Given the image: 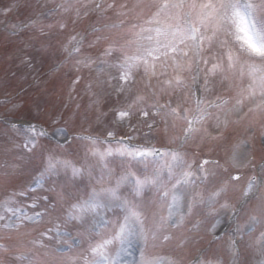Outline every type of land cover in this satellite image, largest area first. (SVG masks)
<instances>
[{"label":"snow or ice","instance_id":"6c2138e0","mask_svg":"<svg viewBox=\"0 0 264 264\" xmlns=\"http://www.w3.org/2000/svg\"><path fill=\"white\" fill-rule=\"evenodd\" d=\"M107 7L114 5L108 4ZM137 8L147 14V19L138 31H133L134 39L123 44L109 43L99 59L101 64H106L107 57L118 54L111 66L118 69L119 76L108 79L109 86L113 80H118V93L125 92L126 86L131 92V86L137 83V74L142 72L145 89L151 92L154 99H150L147 92L137 91L126 108L117 110L119 119H130L133 109H137L143 118H149L151 114L183 120L187 124L184 129V139L187 140L193 133L202 130L196 127L197 124L203 127L206 121L213 118L214 113L210 109L218 110L215 119L219 122V111L225 109L229 99L221 96L214 100L206 96L198 97L192 110L182 107L179 98L175 106L171 100L161 103L160 96L169 89L179 90L185 97L195 95L196 91L207 94L213 91L217 77L218 83L235 90V103L231 110L239 111L246 100L259 95V101L249 112H264V0H136L133 9ZM64 10L68 11V7H64ZM76 15H80L79 9ZM132 28L137 26L133 25ZM100 39L106 37H96L93 44ZM69 42L76 45L69 52L70 56L81 51L83 37L77 40L73 36ZM76 63L90 67L94 61L86 57ZM97 71L103 73L102 68ZM153 80L156 81L155 85ZM190 112L193 113L191 116ZM8 123L13 129L17 127L13 122ZM223 123L226 125L227 120ZM28 131L30 135L25 138L24 147L31 152L37 147L38 138L46 133L42 127L31 125ZM56 133L63 134L64 130L57 129ZM114 135L112 130L107 132V137ZM73 138L84 142L83 160L77 163L49 153L35 184L42 186L46 180L58 177L63 172L70 182L87 178L89 190L85 196L69 201L72 194L66 191L65 185V190L56 192L54 203H46L43 210L34 212L33 216L21 214V208L15 205L12 196L0 201V228L4 229H18L25 221L51 217L58 212L59 215L53 218V227L46 232L53 233L49 239L55 241L57 248L52 251L64 247L70 252L80 250L69 258V264H159V258L151 256L148 248L150 243L171 239L166 234L169 225L175 228L182 226L185 217L200 206L207 209L206 217H213L219 210L237 212L227 201H220L228 183L241 179L239 175H230L228 181L207 194L201 187L215 176L217 169L223 168L218 161H190L185 153L175 149L130 143L133 139L131 136L115 141L85 134ZM58 146L63 145L58 142ZM240 147L241 144L234 145L229 158L235 168L251 163L243 159ZM89 157L94 158L96 163H90ZM116 158L127 160L129 164L117 172L109 164L110 160ZM132 161L143 164L144 170L134 171ZM149 162L152 164L150 170ZM262 186L264 165L261 166L259 178L255 174L248 178L242 192V208L253 199H262L257 195ZM147 190L157 193L160 207L166 211V215L149 210L143 199ZM49 191H55V187ZM19 195L28 193L20 192ZM40 199L47 202L50 198L33 197V209L40 207ZM68 225L75 228L74 234L68 230ZM257 225L264 226V217L249 215L244 223L237 222L230 244L238 249L239 244L244 242V236L249 231H255ZM215 229L216 224L210 223L209 231ZM33 244L46 247L42 241H33ZM257 244L261 257H264V227H261ZM137 250V261L126 259ZM16 259L19 264L25 261L27 264H37L36 258L29 253H20Z\"/></svg>","mask_w":264,"mask_h":264},{"label":"rangeland","instance_id":"374dc122","mask_svg":"<svg viewBox=\"0 0 264 264\" xmlns=\"http://www.w3.org/2000/svg\"><path fill=\"white\" fill-rule=\"evenodd\" d=\"M94 1L67 0L66 3V0H0V201L12 196L15 200V205L21 208V214L26 213L29 216H33L34 212L42 211L46 203L55 202L54 197L56 192L65 190V185H67L66 191L72 194L68 198L69 201L76 197L84 196L89 189L87 178L70 182L63 172L58 177L49 178L42 186L35 184V179L43 167L42 161L44 162L46 155L49 153L59 155V153L41 150L42 142L39 140L36 147L38 150L29 152L24 147V144L27 134H30L28 131L30 125L40 128L42 127L40 123L44 124L49 129L46 130L42 127L46 133L44 136H47L56 143L59 142V144H65V141L70 139V134H95L100 138L110 140L111 138L118 139L131 136L133 139L130 143L133 144L174 146L177 143L178 146L179 134H184V127H181L179 124L180 120L151 114L149 118L145 119L140 116L137 109H133L130 119H119L117 110L126 108L137 91L147 92L150 99H154V97L151 96L149 90L145 89V82L141 80L142 72L137 74V83L131 86V92L128 91V87L126 86L125 92L118 93L116 91L118 80H113L111 86L108 84L109 77L119 76L118 69L111 66L118 54L113 53L112 56L107 57L108 63L106 64H101L99 58L109 43L123 44L127 40L134 39L132 35L133 31L139 30V26L147 19V14L141 13V10L138 8L133 9L136 0H104L101 2L100 9L101 13H105V15L97 20V15L94 17L88 16L89 12L95 9ZM69 4L72 6L69 7ZM108 4H112L114 7L108 8ZM58 5L68 7V11H65L64 7H58ZM121 5L124 7L121 8ZM77 9L80 11L79 16L76 15ZM39 12L48 15H45L40 20L38 18L32 20L35 25L31 26V33L26 32L27 29L24 30L25 34H22L20 29L18 32L15 30L14 33L2 30V26L5 23L7 26H13L12 22L8 19L9 17L14 22L17 20L16 17H21L23 20L28 18L27 22L26 20L23 21L24 24H27L28 20ZM79 18H83L84 21L77 26H71ZM61 25L64 26L61 27ZM92 25L97 27L99 31L87 35V37L89 36L86 39L88 45L86 44L85 47L87 46L86 51H88L86 57H91L94 63L90 67L85 66V64L77 65L76 62L78 60H83L86 57L81 59L73 57V61L70 63V67H68L70 76L73 75L75 79L80 77L86 79L85 87L87 91L86 93H81L85 94L81 101L83 102L84 99L85 104H83V107L74 106L67 108L68 110H63L58 105L64 102V100L69 101L73 97L72 93L76 92L74 90L75 83L70 81L71 77L64 76L63 79L62 75L57 72L47 74L51 68L49 66H51L50 64H55L53 59H65L64 56H67L70 48H73L75 45V43L69 42L70 38L75 36L77 39L82 35L84 36V32L86 33L88 29L93 28ZM114 25L116 27H113ZM133 25H136L137 28L133 29ZM63 32H65V36H61ZM31 34L36 35L37 39L32 40L30 38ZM96 37H106V39H100L93 44L96 41ZM66 48L67 50H65ZM96 50L99 52L93 54L92 52ZM132 50L129 49V51ZM12 58L16 59V61ZM60 64L63 65V63ZM99 68L103 69L102 74L98 73L97 69ZM155 83L156 81L153 80L154 85ZM225 88L228 90L227 85L217 83L213 91L207 94L203 93V97L206 96L209 100L215 99ZM233 92L235 93V90ZM198 97H201L200 91H196L194 95L195 99H192V94H188L185 97L183 92L169 89L161 94L160 102L166 103L171 100L173 106H175L177 98H179L182 107L194 110L196 107L194 100ZM259 99L260 97L257 95L255 99L246 100L239 111L232 113L234 116L237 114L245 115L243 118L244 122L227 121L225 125L223 121L229 118V112L225 114L219 111V122L215 119V113L213 118L206 121L203 127L198 126V128H202L201 131L193 133L204 136V134L200 133H205L206 130H209L211 137H215L216 134H212L213 131L217 134L221 133V131L223 133L226 131L224 134L226 141L225 148L220 149L214 142L208 143L206 147L208 148V158H212L211 160L214 161L218 158L219 161L224 162V165L230 168V175L240 174V172L232 171L233 168L229 158L232 155L233 146L241 144L239 151L243 154V159L251 162L248 164L249 166L251 164L253 165L251 167H255L249 173L252 176L255 174L258 178L260 177V169L264 165V112H249V109L254 108ZM14 100L20 101L14 102ZM231 102L234 104L235 100L233 99ZM243 107L245 111H242ZM192 114V112L189 113V115ZM232 114L230 113V116ZM8 122L15 123L17 127L13 129ZM21 122H25V124ZM57 129H63L64 133L57 134ZM109 130L114 131L115 135L113 137H107ZM229 131H234L236 134L233 132L228 133ZM172 133L175 134L173 137L170 135ZM197 139L198 136L195 138V135H192L188 141V146L194 148L200 147ZM247 139L250 141H247ZM22 141H24V144H22ZM83 144L81 143L78 146L84 152ZM69 149V152H71L72 149ZM178 149L180 152L186 154L188 160L192 161L189 148L184 149L182 147ZM38 152L39 157H37ZM89 159L90 163H96L94 158L89 157ZM194 159L197 160V157ZM115 164L117 165V163ZM128 164L120 161L117 167L122 168ZM111 167L115 168L113 165ZM131 167L135 171L144 170V165L138 162H133ZM151 167L152 164L149 162V170ZM96 172H99V165L96 167ZM221 172L220 169H217L215 176L201 185L205 194L219 187L216 185L220 183L218 178H222ZM226 173L225 177L228 176L229 171L227 170ZM240 177L241 179L238 181L228 183L227 189L223 193L224 196L220 201L221 203L227 201L237 211L242 208V192L248 181L244 180L243 176ZM223 180L228 181V179ZM53 187H55V191H49ZM262 189L264 191V186H262ZM32 191L34 192L31 193ZM20 192H26L28 195L20 196ZM152 193L155 194V192H151L143 196L149 210L160 211L161 214L166 215V211L162 210L160 206L154 207V204L148 205L152 200ZM225 193L228 194L225 195ZM44 196H48L50 199L47 202L40 199V207L33 209L31 207L33 197L42 198ZM260 196L264 197L263 194ZM258 202L259 200L245 204L244 210H246V213L243 217L240 214V218L236 221V224L237 222H245L249 215L264 217V205L259 206ZM194 212L186 216L184 221L193 220L196 216ZM229 212L231 213L229 214ZM232 213L231 209L219 210L213 217H206L205 214L199 212L200 216L197 219H201V217L203 219L200 220V229L196 231L198 233H191L192 230H187V226L183 229H179L181 226L178 228L168 226L166 234L171 239L169 241H158L154 244L150 243L148 253L153 255L161 250L162 252L165 251L168 255L164 260H159V264H170V262L184 264L186 261L189 262L192 254L198 248L205 245L208 240L210 241L209 235L211 231L208 228L209 224H222L228 215ZM57 215H59L58 212L53 213L51 217L44 216L42 219L25 221L18 229L0 228V245L3 246L0 247V264L4 262L6 257L13 254L15 261H17V255L25 252L34 255L37 264H69V258L80 250L68 251L65 257H57L55 255L57 251L62 252L67 248L64 247L59 248L57 251H52V249L57 248L55 241L49 239L53 233L46 232L47 229L53 227L52 221ZM67 227L69 231H72L73 234L75 233V228L72 225H68ZM261 227L264 226L256 228V232L258 231L259 235ZM177 229L180 231H177ZM42 233H45V235L42 236ZM226 237L224 235L221 239ZM33 241H42L46 247L33 244ZM242 248L244 250L242 258L238 260V256H235L233 264H264V257H261L258 247L255 246L254 242L250 240L248 243H243ZM32 249L35 251H32ZM215 253H220V248L216 249ZM170 256L171 258H169ZM126 259L137 261L139 259V251H135L131 257H126ZM210 260H202L198 264H207L204 262L229 264ZM9 264H13V261L11 260Z\"/></svg>","mask_w":264,"mask_h":264}]
</instances>
